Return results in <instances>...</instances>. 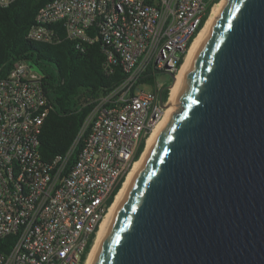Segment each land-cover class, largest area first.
<instances>
[{
	"label": "built area",
	"instance_id": "obj_1",
	"mask_svg": "<svg viewBox=\"0 0 264 264\" xmlns=\"http://www.w3.org/2000/svg\"><path fill=\"white\" fill-rule=\"evenodd\" d=\"M14 1L0 0V8ZM219 1L48 0L39 9L28 38L58 42L61 26L79 48L102 41L106 73L119 64L125 78L100 97L68 168L71 150L50 161L40 151L50 111L43 74L22 60L0 77V241L13 236L0 243V264H85L118 191L165 115L168 100L160 93L166 83L158 75H176ZM146 72L152 80H143Z\"/></svg>",
	"mask_w": 264,
	"mask_h": 264
},
{
	"label": "water",
	"instance_id": "obj_2",
	"mask_svg": "<svg viewBox=\"0 0 264 264\" xmlns=\"http://www.w3.org/2000/svg\"><path fill=\"white\" fill-rule=\"evenodd\" d=\"M176 99L92 264H264V0H226Z\"/></svg>",
	"mask_w": 264,
	"mask_h": 264
},
{
	"label": "trees",
	"instance_id": "obj_3",
	"mask_svg": "<svg viewBox=\"0 0 264 264\" xmlns=\"http://www.w3.org/2000/svg\"><path fill=\"white\" fill-rule=\"evenodd\" d=\"M47 1L16 0L0 8V77L7 76L15 63L22 60L43 74L50 111L40 134V151L43 159L50 161L57 154L71 150L70 168L89 134L87 120L90 114L100 97L113 91L124 80L125 72L118 64L112 74L106 73L104 43L96 41L79 48L75 40L65 36L61 26L62 38L58 42L46 43L28 38L30 26ZM206 19L207 16L204 21ZM144 75L143 80L153 79L149 72ZM169 87L165 84L160 93L163 101L169 99ZM144 146L142 144L140 150ZM112 201L113 198L110 199ZM12 237L0 243H8Z\"/></svg>",
	"mask_w": 264,
	"mask_h": 264
},
{
	"label": "bare ground",
	"instance_id": "obj_4",
	"mask_svg": "<svg viewBox=\"0 0 264 264\" xmlns=\"http://www.w3.org/2000/svg\"><path fill=\"white\" fill-rule=\"evenodd\" d=\"M226 0H220L216 5H214L213 9H212V13L211 15L208 17L206 23L204 24V26L201 28V30L199 31V33L196 35L195 39L193 40L187 54L185 57V60L183 61L179 71L176 73L174 81L171 85L170 88V95H169V99L167 102V108L165 111V115L163 117L162 120H160L157 125L154 127L153 131L151 132V134L149 135L148 139H147V144H146V148L142 154V156L140 157L139 160L136 161V163L134 164V166L132 167V169L130 170L127 178L124 181V184L122 185V187L120 188V190L118 191L116 198L114 200V202L112 203L107 215L105 216L104 220L101 223L100 229L98 230V234L96 237V241L88 255L87 261L85 262V264H92L93 259L95 257L96 251L98 249V246L101 242V239L103 237V235L105 234L108 226L110 225L127 189L129 188L137 170L139 169L141 163L143 162L145 156L147 155L149 149L151 148L153 142L155 141L157 135L159 134V132L161 131V129L163 128V126L165 125V123L167 122V120L169 119V117L174 113L177 112L180 108V103L177 101L176 97H177V93L180 87V84L186 74V72L188 71L196 53L198 48L200 47L203 39L205 38V36L207 35L208 31L210 30L212 24L214 23L215 19L217 18V16L219 15L221 9L223 8L224 4H225Z\"/></svg>",
	"mask_w": 264,
	"mask_h": 264
},
{
	"label": "rangeland",
	"instance_id": "obj_5",
	"mask_svg": "<svg viewBox=\"0 0 264 264\" xmlns=\"http://www.w3.org/2000/svg\"><path fill=\"white\" fill-rule=\"evenodd\" d=\"M158 80L165 82L167 85H171L174 81V78L170 73L166 72L158 75Z\"/></svg>",
	"mask_w": 264,
	"mask_h": 264
}]
</instances>
